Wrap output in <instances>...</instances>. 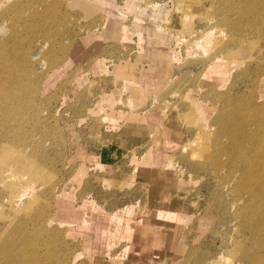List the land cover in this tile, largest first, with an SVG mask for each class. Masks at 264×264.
<instances>
[{
	"label": "rangeland",
	"instance_id": "1",
	"mask_svg": "<svg viewBox=\"0 0 264 264\" xmlns=\"http://www.w3.org/2000/svg\"><path fill=\"white\" fill-rule=\"evenodd\" d=\"M124 1L109 0L102 12L119 20L108 27L135 32L128 45L99 34L100 20L91 23L85 13L91 0H0V264H129L139 250L127 242L105 252L94 226L95 209L109 216L147 192L140 179H107L95 165L99 116L131 105L129 91L109 96L119 80L104 64L90 69L102 56L136 62L138 75L148 67L155 78L162 73L148 79L134 114L159 123L176 117L189 130L173 148L159 125L149 154L132 157L173 164L208 204L188 221L173 264H264V0ZM209 34L216 44L209 38L215 45L201 50L198 40ZM147 45L167 54L169 66L151 60ZM188 91L202 94L198 106L210 121L197 131L190 127L201 114L195 103L185 109ZM62 202L80 219L68 222ZM136 210L139 224L143 211ZM149 263L137 257L131 264Z\"/></svg>",
	"mask_w": 264,
	"mask_h": 264
},
{
	"label": "crops",
	"instance_id": "2",
	"mask_svg": "<svg viewBox=\"0 0 264 264\" xmlns=\"http://www.w3.org/2000/svg\"><path fill=\"white\" fill-rule=\"evenodd\" d=\"M91 1L95 6L92 9H90L91 6L90 8L85 9V13L86 15H89H87L89 18L88 20L91 23H95V21H97L98 19L100 20L101 26H97V29L100 28L99 34L103 36L104 39H108L109 37L110 40H113V37H115V39L118 38L121 41L125 42L127 45L132 44L130 42L134 41L132 35L135 32H126L124 27H117L116 29L108 27V24L111 21H119L116 17L115 19L112 18V16L104 19L105 12H102V8L104 7V4H106V2H108L109 0ZM125 3L126 0L121 6L125 5ZM105 20H107V23H105L104 25ZM122 24L124 23L121 22L120 25L122 26ZM93 26H95V24H93L92 27ZM145 33H147V31ZM111 45L115 46L116 43H110V46ZM146 51L147 56H151V60L156 61L160 59L158 58L159 56L157 49L148 48L147 45ZM99 58L91 65L90 69L95 65V63L99 61L104 64V70L105 68H107L108 70H110L114 78L116 80H119V83H117V85L114 84L115 87H113L112 92L109 94V96L112 95L115 89H119L121 91H129L128 102L131 103V105H128V107L130 106L129 109L111 108L110 112L99 116L97 128L99 135H101V143L96 154L95 165H97L99 169H102V172H105L104 174L108 177L107 179H124L128 181L133 180V178L140 179L143 185L147 187V192L145 197L142 196V201L140 204L139 199L141 196L136 198L135 200H133L132 197V199L127 204L123 206H117L116 209L112 210L109 216H107V214H104L103 210H99L98 208L95 209L96 212L94 216V226L98 230V232L99 230H101L100 232L101 234H103V236L101 237V244L105 247V252L107 250H110L116 243L119 245L128 242L130 243L129 245L131 246V250L139 248L138 252H135L133 254L132 261L129 262V264L135 262L137 257L145 262L150 261L149 264H172L174 260L181 256L180 251L184 247V236L188 227V221L190 220V218L203 214V212L207 209L208 204L206 203L205 199L200 194H198V184L192 183L190 177H187L189 176V174L187 175L186 173H182L183 171L174 168L175 166L173 164H164V166H159L157 164L148 165L144 163L135 164L132 161V157L134 154H136L139 158H142L146 157V155L149 154L150 148L147 143L152 140L159 125L164 126V128L168 125L175 126L173 132L180 141H182L184 136L189 133V130L185 131L184 126H182L178 122L176 117H170L168 121L159 123L155 120L156 117L154 115V118L149 116V118L145 119V116L143 115L140 116L134 114V112L136 113L137 106H139V104H142L143 101L140 99V91L142 90V88L145 87L148 82L158 80L159 77L158 76L155 78V76L152 75L149 67L146 72L144 71L145 73L143 72V75L142 73L141 75H138L136 74L138 71V69L136 68V62H117L115 64V61L108 63V59L105 56ZM167 64L168 63H165V65ZM137 75L144 76V78L142 79L141 77V79H138ZM148 79L151 81H149ZM76 82L80 83L81 79H77L74 83ZM199 83H197L196 88L203 90V86H199ZM121 91L116 93V96L119 98V100ZM188 93L191 94L190 101L187 100L185 102V109L188 111V109H191L192 107L195 108V103L196 114L198 115V117L201 114V118H199L201 119V121H199V119L195 120L196 125L190 127L191 130L196 128L197 131L198 128H200V124H205L210 121L208 120L207 122L206 120H204L207 112L204 106L200 108L198 106L197 100L202 97V94H193L192 91H188L187 94ZM109 96L106 99H108ZM115 102H110L109 105L112 106ZM154 177H156V180ZM158 179H161L160 182L158 181ZM177 179L178 181H180L178 182ZM160 185H162V187ZM150 190H153V192H150ZM138 206L139 209L143 211V213H141L139 216L141 218V222L139 224H136L134 220L137 211L136 207L138 209ZM131 207H133L131 213L132 215L129 216L128 208ZM162 212L165 214L182 213L186 216V219L184 221H180L172 217H165L164 215L160 214ZM112 213L114 215H112ZM110 220H113V224L111 227H108L109 223L111 222ZM127 223L129 225H132L133 227L131 234L130 231L126 232L125 230V225ZM129 235L131 237H129ZM143 253L145 256L144 258L141 256ZM125 260L126 259L120 258L115 262V264H127Z\"/></svg>",
	"mask_w": 264,
	"mask_h": 264
},
{
	"label": "bare ground",
	"instance_id": "3",
	"mask_svg": "<svg viewBox=\"0 0 264 264\" xmlns=\"http://www.w3.org/2000/svg\"><path fill=\"white\" fill-rule=\"evenodd\" d=\"M211 36V37H210ZM208 38H204V37H202V38H204V39H199L198 41V43H197V45L198 46H200L201 47V50H203V48L205 47V46H208L209 44L211 45V42H210V40L212 39V35L211 34H209V36H207ZM209 38H211L210 40H209ZM206 39V40H205ZM208 39V40H207ZM214 39V38H213ZM212 39V40H213ZM211 40V41H212ZM207 41V42H206ZM213 43L215 42V44H216V41H212ZM215 44H213V45H211V47H210V45L208 46V47H206L205 49H206V51L207 50H210V48H212ZM199 47H197V49H198ZM208 48V49H207ZM200 49V48H199ZM199 49H198V51H199ZM205 51V50H204ZM203 52V51H202ZM160 59H163V61H164V63H168L167 65L169 66V56L167 55V54H162V55H160V57H159ZM217 63H218V65H225L224 63H223V60L222 59H218L217 60ZM221 68H225V66H221ZM220 68V69H221ZM220 69L218 68L217 70L218 71H220ZM52 76H56V74H53V75H50L48 78H47V80L45 81V83H46V85L48 86V84H49V79L52 77ZM161 76H162V73L159 75V78H161ZM207 76H212L210 73H208L207 75H206V77ZM143 89V88H142ZM74 91L75 90H73L72 91V93H74ZM210 92V91H209ZM211 93V92H210ZM205 104V103H204ZM174 127L175 126H173V125H171V126H166V129H164L165 130V140H164V142H165V144L166 145H171V146H173V148L174 147H177L179 144H180V140L178 139V137L174 134V132H173V129H174ZM176 133H177V131H176ZM163 139V138H162ZM263 145V144H262ZM232 147V146H231ZM232 149V148H231ZM259 149V148H258ZM246 150V149H245ZM254 151H255V149H254ZM257 151V150H256ZM166 152V151H165ZM164 154V153H163ZM264 155V154H263ZM259 157V156H258ZM256 159V158H255ZM133 160V159H132ZM257 160H259V158L257 159ZM152 161V160H151ZM237 162V161H236ZM264 163V162H263ZM153 165V164H155V162H151V163H148V165ZM234 165V164H233ZM264 165V164H263ZM263 165H262V167L261 168H264L263 167ZM247 167V166H246ZM154 168V167H153ZM142 170V169H141ZM153 170V169H152ZM157 170V169H156ZM262 171V170H261ZM155 172V171H154ZM165 172H166V169H165ZM164 172V173H165ZM233 172H234V169L232 170V174H233ZM153 173V172H152ZM168 173V172H167ZM249 173V172H248ZM242 174L244 175V174H246V170L244 169L243 171H242ZM140 175V174H139ZM146 175H147V173H146ZM169 175V174H168ZM242 175V176H243ZM255 175V174H254ZM153 176V175H152ZM160 177V176H159ZM248 177V176H247ZM155 178V180H156V177H154ZM153 178V179H154ZM161 178V177H160ZM251 178V177H250ZM253 178V177H252ZM152 179V180H153ZM162 179V178H161ZM160 179V180H161ZM160 180L158 179V181L160 182ZM175 180V179H174ZM243 180V179H242ZM241 180V181H242ZM177 181H178V179H177ZM180 181V180H179ZM178 181V182H179ZM244 181V180H243ZM163 182H164V180H163ZM246 182V181H245ZM244 182V183H245ZM154 183V182H153ZM166 183H169V182H166ZM242 183V182H241ZM157 184V183H156ZM161 184V183H160ZM159 185V184H158ZM163 185H166V184H163ZM179 185V184H178ZM177 185V186H178ZM262 185V184H261ZM153 186V185H152ZM161 187H162V185H160ZM172 186H173V184H172ZM165 187V186H164ZM180 187V186H179ZM245 187V186H244ZM177 188V187H176ZM175 188V189H176ZM262 188V187H261ZM180 189V188H179ZM164 190V189H163ZM161 191V190H160ZM176 191V190H175ZM186 191V190H185ZM150 192H153V190L151 191L150 190ZM159 192V191H158ZM168 192V191H167ZM177 192V191H176ZM179 192V191H178ZM157 194H160V193H157ZM163 194V193H162ZM161 194V195H162ZM172 195V194H171ZM165 196V195H164ZM169 196V195H168ZM153 197H154V194H153ZM192 197V196H191ZM156 198H157V196H156ZM158 198H159V196H158ZM152 200V199H151ZM159 200V199H158ZM155 201V200H154ZM182 201V200H181ZM187 201V200H186ZM156 202V201H155ZM154 203V202H153ZM157 203V202H156ZM170 203V202H169ZM175 204V203H174ZM179 204V203H178ZM67 204L66 203H60L59 204V207L61 208V213H63L65 216H67L68 217V222H73V221H76V220H78V219H80V216H81V214H80V212L79 211H77V210H74V209H72V211L71 210H68L69 209V207L68 206H66ZM180 207V206H179ZM182 208V207H181ZM188 208V207H187ZM246 208V207H245ZM170 209V208H169ZM189 209V208H188ZM190 210V209H189ZM182 211V210H181ZM185 212V211H184ZM68 213V215H66ZM189 213V212H188ZM161 215H164L165 217H169V216H174V217H177V214H179V213H170V214H165V213H160ZM180 214H182V213H180ZM182 217L184 218V217H186L185 215H183L182 214ZM158 221V220H157ZM168 227V226H167ZM166 227V228H167ZM133 228V227H132ZM165 229V228H164ZM163 229V230H164ZM260 231V230H259ZM131 232H132V230H131ZM131 232H130V234H131ZM158 232H159V230H158ZM129 237H131L130 235H129ZM140 247V246H139ZM164 249V248H163ZM166 250V249H165ZM169 250V249H168ZM146 251V250H145ZM163 252V251H162ZM166 253V252H165ZM144 254V253H143ZM258 254V253H257ZM132 255V254H131ZM257 256H259V255H257ZM130 257V256H129ZM262 257L260 256V258L259 259H261ZM259 259H258V261H259ZM264 260V259H263ZM254 262V261H253ZM260 262H262V261H260ZM115 263V262H114ZM251 263V262H250ZM263 263V262H262ZM122 264V263H121ZM173 264V263H172ZM261 264V263H260Z\"/></svg>",
	"mask_w": 264,
	"mask_h": 264
}]
</instances>
